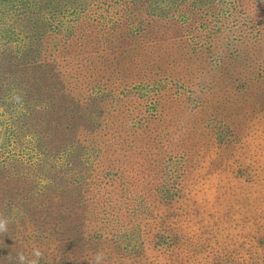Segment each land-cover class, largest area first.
<instances>
[{
  "label": "trees",
  "instance_id": "1",
  "mask_svg": "<svg viewBox=\"0 0 264 264\" xmlns=\"http://www.w3.org/2000/svg\"><path fill=\"white\" fill-rule=\"evenodd\" d=\"M104 1L105 6L95 11L91 0H0V139L6 142H0V147L12 145V142L22 135V153L27 156L36 176H40L35 191H29L27 199L21 198L19 204L18 193L9 188L11 183L6 184L4 181L2 185L0 180V214L8 216L7 213L10 212L9 217L16 219L15 205L19 207L24 203L30 208L27 216L29 221H25L28 223V229L26 232L21 230V235L29 239V242L42 240L43 256L39 259V264H81L77 258L84 254L82 244L87 242L83 238L92 239L96 245H90L98 249L104 243L116 244L121 238L119 233L126 222L118 227L120 202L104 200L99 195L100 190L93 191L96 183L103 182L97 181V177L105 172L108 180L115 181V175L119 172L118 164L114 166V174L107 169L105 157L108 160L112 158L103 156V144L122 148L123 156L127 154L129 158L135 155L133 149L136 145L133 142L139 139L143 144L140 147L141 154L132 158L126 180H122L125 184L123 190L129 192L133 216L139 214L135 204L138 197L148 201L153 190L157 195L161 193V197L167 194L168 186L162 185V182L158 184L156 176L151 180L148 177H140L147 176L152 171H159L161 166L158 158H154L151 164L156 162L159 168L149 166L144 162L143 156V153L153 149L149 124L155 123L159 126L167 120L164 110L155 119V109L158 106L157 101H153V89L172 90L174 97L181 89L191 92V97L187 94V98L182 100L184 113L179 122L184 120L182 124L191 123L197 118L194 124L200 131L197 136L203 137H208L210 132H213L210 122L200 119L203 108L216 101L234 100L231 87L223 78L225 67L222 56L211 44L200 45L199 42H193L189 48H184L182 51L186 53L176 56L181 59L194 58L197 66L179 83L175 81L176 77L173 81L164 82L161 79L163 77L158 78L156 70L145 69V64L152 65L155 59L148 40L136 44L137 39L126 36L128 41H117L114 22L118 23L122 19L116 16L112 0ZM141 1L145 7L149 4L155 8L164 7L160 4L164 0ZM187 1L189 0H172V5L185 4L184 7L175 6L172 15L164 16L162 12H158L160 21L166 17L174 18L175 23L181 26L172 31L167 39L179 38L177 33L186 32L185 26H191L194 30L216 9L205 1L204 5L200 3L201 9L194 13L189 9ZM101 2L102 0H99L98 5H103ZM42 5L47 10L45 17L41 16L44 8ZM217 5L224 7L227 20L224 16L213 19L214 25L218 26L209 29L213 33L221 30L224 32L229 28L230 19L236 27L264 24V0H218ZM94 19L101 20L100 22L105 23L101 25L105 27L99 29L98 36L92 37L85 21H95ZM126 23L124 22L122 27L128 31L130 22ZM201 32L208 34L205 30ZM231 39V54L236 55V49L240 52L242 48L240 42L243 44L246 38L234 36ZM249 41L247 40V45H255L254 41ZM110 47L111 50H120L122 53H133L132 58L127 60L132 71L131 78L127 80L128 85H121L114 76L112 84L103 81L100 88L93 89L92 84L87 81L90 76L88 73L96 70L99 63L111 62ZM127 47H130L128 51ZM59 51L63 55L56 54ZM113 54L115 67L107 68L112 67L111 70L117 72L121 69L116 64L123 59ZM68 55L73 56V61L79 64L77 74L62 72L60 67H55L59 62L67 60ZM255 58L256 56L246 55L241 64L248 65ZM254 66H257V63ZM254 70L259 72L257 78L264 76L262 64L260 67H254ZM96 71L102 69L97 68ZM247 73L248 68L245 70L246 76ZM84 81L89 84H83ZM82 86L85 90H82ZM137 93L143 99V104L148 106L146 111L127 105L128 113H123L120 106L113 105L114 100L119 101ZM151 113L155 119L152 122L149 117ZM112 115L113 124L117 127L119 124L123 125L122 121H127L135 115L140 116L142 123L137 120L132 123L133 127L130 129L116 128L111 132ZM140 124L148 125L142 129ZM135 130H138V137L131 132ZM130 139H133V142ZM159 146L156 145L155 148ZM18 154V164L25 168L26 164L18 158ZM13 157L14 151L11 157L0 155V165L12 161ZM180 157L178 153H171L173 166L180 162ZM24 172L32 175L27 170ZM19 179L17 177L16 180ZM27 181L35 180L31 176ZM29 182H26V185L30 184ZM61 193H67V197L60 198ZM61 201H76L78 204L71 208L82 206L86 211L85 216H79L77 211L68 209ZM66 214L68 218L63 220ZM141 226L142 221L136 229ZM111 247L115 249L114 246ZM97 252L101 251L89 253L90 261L95 262L93 257ZM3 256L10 257V254ZM15 262L10 263L18 264Z\"/></svg>",
  "mask_w": 264,
  "mask_h": 264
},
{
  "label": "rangeland",
  "instance_id": "2",
  "mask_svg": "<svg viewBox=\"0 0 264 264\" xmlns=\"http://www.w3.org/2000/svg\"><path fill=\"white\" fill-rule=\"evenodd\" d=\"M91 1L95 11L105 6L104 0L101 6L98 5L99 0ZM171 1L164 0L160 3L164 7L155 8L151 4L143 6L141 0H112L116 16L123 20L114 22L117 41L122 43L128 41L126 36L137 39L136 44L148 40L155 59L152 65L145 64V69L156 70L158 78L163 77L161 79L164 82L173 81L172 79L176 77L175 81L178 83L188 77L187 73L198 63L194 58L181 59L176 55H184L186 51L182 50L189 48L193 42H199L200 45L211 44L222 56L225 67L223 78L231 87L234 100L216 101L203 108L204 112L200 119L210 122V127L213 128L208 137H203L197 136L200 132L194 126L197 118L191 123L182 124L184 120L179 122L184 113L182 100L187 98V94L190 96L191 92L181 89V92H176V97L179 98L176 99L172 90L163 91L164 88L152 90L155 93L153 101H157L158 106L155 109V119L164 110L167 120L159 126L155 123L149 124L153 149L143 153V156L144 162L149 166L159 168L156 162L151 164L154 158H158L161 166L159 171H152L149 175L140 177L142 179L148 177L151 180L156 176L158 184L162 182V185L168 186V192L161 197V193L157 195L153 190L148 201L138 197L135 204L139 214L133 216L129 192L123 190L125 184L122 180H126L132 158L141 154L140 147L143 144L139 139H136L135 143L130 139L136 145L133 149L135 155L131 158L127 154L123 156L122 148L103 144V156L112 158L108 160L105 157L107 169L114 174V166L118 164L119 172L115 175V181L108 180L105 172L97 177V181L103 182L96 183L93 191L100 190L99 195L104 200L120 202L118 227L124 221L126 225L122 226L119 233L121 238L116 244L112 240L113 243H104L99 249L93 246L96 242L92 239L82 237L87 243L83 242L84 254L77 259L81 264H95L90 261L89 253L100 250L104 253L101 264H264V76L257 78L259 72L254 70V67H260L261 64L264 66V24L259 26L236 24L238 26L236 27L230 19L229 28L224 32L221 30L213 33L209 29L218 27L214 25L213 19L224 16L227 20L224 7L217 5L218 0H189L187 4L194 13L201 9L200 3L204 5L205 1L216 9L212 8L215 9L214 13L194 30L191 26H185L187 31L184 33L179 31L177 33L179 38L167 39L172 31L181 26L175 23L174 18L166 17L160 21L158 12H162L164 16L172 15L175 6H185L184 3L172 5ZM42 7L44 8L41 16L45 17L47 10L44 5ZM100 21L99 19L85 21L88 33L92 37L98 36L99 29L105 27L101 25L105 23ZM124 22H130L128 31L122 27ZM69 25L75 29L72 24ZM203 30L208 34L201 32ZM236 35L246 40L243 44L240 42L242 46L240 52L236 49V55H232L229 39L233 41L231 38ZM247 40L254 41L255 45H247ZM129 48L127 47L126 51ZM142 51L146 52L144 49ZM109 52L111 62L99 63L96 70L101 68L102 71L94 70L88 73L90 76L87 81L92 84L93 89L100 88L103 81L112 84L114 76L121 85H128L127 80L131 78L132 71L127 60L132 58L133 53H122L120 50H111V47ZM112 52L119 55L123 61L126 60L116 64L121 69L117 72L111 70L115 67ZM56 54L63 55L60 51ZM246 55L256 58L248 65L245 63L242 65L241 61ZM67 57V60L59 62L55 67H60L62 72L77 74L79 64L73 61V56ZM255 63L257 66H254ZM107 66L112 67L108 69ZM242 76L246 77L241 78ZM89 83L83 82L85 85ZM82 90H85L83 86ZM113 105L120 106L123 113H128L127 105L140 110L145 109L144 111L148 109L138 93L119 101L114 100ZM149 117L150 122L155 120L152 113ZM113 120L114 115L111 116V132L116 128L130 129L133 127L132 123L137 120L142 123L138 115L122 121L123 125L119 124V127L113 124ZM147 125L140 124V127L144 129ZM131 132L135 136L138 134V130ZM0 142H4V139H0ZM156 145L160 146L156 149ZM22 150V135L13 141L12 145L0 147L1 157H11L14 151L12 161L0 165V180L2 185L4 181L6 184L11 183L9 188L18 193L17 204L21 198L27 199L29 191H35L36 182L40 178L34 173L30 161L23 155ZM17 153L18 158L26 164L25 168L18 164ZM171 153L181 155L177 165L173 166ZM24 170L32 175H27ZM31 176L34 182L27 181ZM17 177L20 179L16 180ZM26 182L30 184L26 185ZM34 195L36 196L35 193ZM66 195L67 193H61L60 198ZM62 203L68 209L77 211L79 216H85L86 211L82 206L71 208L78 204L76 201ZM21 204L19 207L15 205L16 219L9 217L10 212L7 213L8 216L2 214L8 217L10 222L7 232L0 233V264H11L10 262L14 261L20 264L18 253L23 252L28 259H33L32 249L39 248L41 251L43 249L42 240L29 242V239L21 235V230L26 232L28 229V223L25 221L28 220L27 216L30 213V208L24 203ZM18 214L21 216L17 217ZM67 218L66 214L62 219ZM140 221L142 226L136 229ZM3 254H10V257H2Z\"/></svg>",
  "mask_w": 264,
  "mask_h": 264
},
{
  "label": "clouds",
  "instance_id": "3",
  "mask_svg": "<svg viewBox=\"0 0 264 264\" xmlns=\"http://www.w3.org/2000/svg\"><path fill=\"white\" fill-rule=\"evenodd\" d=\"M9 218L0 214V233L7 232ZM43 256L42 251L39 248L32 249L33 259H28L23 252L17 254V258L20 264H39V259ZM95 264H101V261L104 259V253L97 252L93 257Z\"/></svg>",
  "mask_w": 264,
  "mask_h": 264
},
{
  "label": "bare ground",
  "instance_id": "4",
  "mask_svg": "<svg viewBox=\"0 0 264 264\" xmlns=\"http://www.w3.org/2000/svg\"><path fill=\"white\" fill-rule=\"evenodd\" d=\"M237 36V35H236ZM244 37V36H243ZM254 46V45H253ZM239 52V51H238ZM212 58V57H211ZM206 59V58H205ZM215 62V61H214ZM222 63V62H221ZM214 67H215V65H214ZM192 82V81H191ZM258 93V92H257ZM201 97V96H200ZM199 97V98H200ZM177 98V97H176ZM175 99V98H174ZM226 108V107H225ZM228 109V108H227ZM215 112V111H214ZM141 120V119H140ZM206 134V133H205ZM185 139V138H184ZM202 140V139H201ZM67 197V196H66Z\"/></svg>",
  "mask_w": 264,
  "mask_h": 264
}]
</instances>
